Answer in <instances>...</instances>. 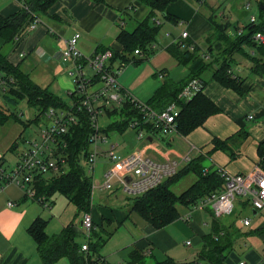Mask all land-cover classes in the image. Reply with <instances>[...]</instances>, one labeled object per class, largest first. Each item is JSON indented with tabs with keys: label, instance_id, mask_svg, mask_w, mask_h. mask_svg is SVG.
I'll use <instances>...</instances> for the list:
<instances>
[{
	"label": "crops",
	"instance_id": "1",
	"mask_svg": "<svg viewBox=\"0 0 264 264\" xmlns=\"http://www.w3.org/2000/svg\"><path fill=\"white\" fill-rule=\"evenodd\" d=\"M220 1L170 2L165 11L175 16L177 23L168 22L172 28L166 29L164 37L156 39L152 52L148 56L134 52L133 61L117 75V81L124 89L159 110L174 101L167 102L184 81L191 79L192 73L199 72L197 78L203 84L201 99L206 106H214V111L198 125L176 126V131L169 134L146 133L148 124L143 126L142 137H138L129 125L122 131H105L107 141L100 143L99 155L106 161L97 163L101 167V179V172L109 163L105 150L113 143L116 153L121 156L140 151L157 162L175 160L176 172L189 162L199 160L203 172L221 167L229 173L245 174L254 184L261 181L260 172L264 173V165L260 163L264 153L261 152L264 145V74L253 71L251 61L240 52H234L229 71L240 77V91L213 77L216 64L207 62L214 60L216 55L221 56L224 45V41L217 38L215 24L228 23L224 31L233 38L244 32L245 25L250 22L248 18L245 23L249 14L248 8L243 7L246 0L240 3L242 11L234 9L239 0H230L229 10L217 11V14L216 6ZM24 8V0H0V17ZM149 13L150 7L138 0H55L46 10L36 12L33 18L37 19L35 27H29L32 20L13 39L5 40L0 34V54L26 79L68 103L73 89L69 73L73 62L59 55L65 40L78 32L76 46L86 55L100 47L121 50L117 41L120 31H132ZM160 17V12L155 11L152 18L160 22ZM174 27L180 28L176 34L173 33ZM183 29L188 33L185 38L198 46L191 57H176L166 49L168 44L176 41L181 42V50L185 48L183 38H180ZM177 105L180 108V104ZM0 111L5 114L14 112L2 106ZM43 118L45 116H38L37 111L25 123L34 124V136L38 135ZM111 131L118 134L108 139ZM12 147L14 145L8 148L13 151ZM0 155L9 163L17 156L11 160L3 152ZM43 175L53 176L50 173ZM197 179L195 172H187L172 182L170 189L179 195ZM179 181H183L181 188L175 191L172 186ZM94 190L100 199L97 204L91 201ZM56 194L67 200H61ZM136 195L117 187L112 190L90 189L88 211L94 225L90 241L95 243L96 250L90 249L85 255L96 260V264H186L192 259L204 264H238L240 260L246 264H259L264 259V217L246 196H236L232 212L219 215L211 207L199 205L203 197L187 204L177 203L176 218L162 227H154L132 208ZM8 201L13 203L8 205ZM62 204L64 208L60 209ZM82 212L63 193L27 196L15 184L0 182V264H72L65 251L54 260L44 262L29 227L34 220H43L48 241L62 240L65 230L72 227L73 236H67L64 242L67 241L68 246L71 242L81 245L84 243ZM245 217L250 219L247 225L242 222ZM241 238H246V249L238 255L233 246ZM108 245L111 249H107ZM67 249L66 246L64 250ZM78 252L81 254L80 250Z\"/></svg>",
	"mask_w": 264,
	"mask_h": 264
},
{
	"label": "trees",
	"instance_id": "2",
	"mask_svg": "<svg viewBox=\"0 0 264 264\" xmlns=\"http://www.w3.org/2000/svg\"><path fill=\"white\" fill-rule=\"evenodd\" d=\"M55 0H24L25 8L17 13L7 17H0V34L5 40L13 39L14 36L27 24H29L37 11H44ZM150 7V13L142 21L138 22L132 31L121 30L117 35V41L121 44V50L100 47L98 50L110 49L112 52L111 61H123L125 64L133 61L134 50L138 49L140 53L147 56L152 52V44L156 41L157 35L162 26V22L156 23L154 17L155 11H159L161 19L176 24L177 18L165 11L166 6L174 0H138ZM258 18L250 21L244 27L245 31L232 37L225 34L228 23H216L215 33L219 40L224 41L222 54L214 56V60L207 62L211 64L215 62L212 71L213 77L234 89H239L240 77L232 75L230 70L231 58L234 52H240L244 57L252 63V70L264 74V42H260L254 38L255 33L264 34V0L258 2ZM186 45L183 50L179 48L180 41L172 42L166 46V49L176 57L193 56L198 49L196 44L193 45V51L188 48L192 43L189 38L183 39ZM211 45L209 46V48ZM251 49V50H249ZM145 57V56H144ZM208 64H204L208 65ZM0 73L6 79L7 90L1 92L6 101L17 102L18 99L25 98L27 102L38 108V114H43L49 107L63 108L67 103L62 98L53 95L46 88L34 84L30 79H26L23 74L9 63L3 55L0 54ZM199 72L192 73L191 77H198ZM12 80V82L10 81ZM187 81V80H186ZM184 81L178 91L174 92L167 100H174L180 104V111L176 117V126H192L198 125L206 117L208 113L214 111V106H206L201 99V91L195 93L191 99L182 101L178 98ZM71 99H76L73 93L70 94ZM104 114L108 118H112L104 127V131L118 130L122 131L129 124L132 116L140 118L139 112L129 103L124 102L120 107L106 108ZM11 116H18L14 112L8 114L0 111V123ZM17 118V117H16ZM37 119V118H36ZM90 133L88 116L85 111L79 113L77 124L69 127V130L63 135V139L67 144L65 152L67 153V170L53 176L46 177L43 174L34 176L35 195L48 196L54 192H60L69 197L76 208L80 211H88L90 204V186L91 179L85 174L81 163L87 148L89 146L88 136ZM264 152V145L262 148ZM261 153V154H262ZM260 163L264 165V153ZM193 171L197 174L198 179L194 184L188 187L181 194L177 195L170 189V184L178 179L181 175ZM223 186V178L215 170L203 172L199 160L191 161L183 168L179 169L172 176L167 177L163 182L153 188L134 196L132 208L135 209L148 223L154 227H162L172 221L177 216V203L194 202L198 197H204L213 191L219 190ZM45 222L36 219L29 227V232L37 241L39 252L44 262L54 260L62 252H66L72 264H96V260H92L86 252L82 251L81 245L73 242H64L68 237L73 236L72 227L65 230V237L62 240L55 239L48 241L44 231ZM67 250H64L65 247ZM91 247V248H90ZM89 250H96L95 243H88ZM81 251V254L78 251Z\"/></svg>",
	"mask_w": 264,
	"mask_h": 264
},
{
	"label": "built area",
	"instance_id": "3",
	"mask_svg": "<svg viewBox=\"0 0 264 264\" xmlns=\"http://www.w3.org/2000/svg\"><path fill=\"white\" fill-rule=\"evenodd\" d=\"M249 8V2L244 5ZM255 17L250 16V21ZM35 18L30 28L35 27ZM156 23H159L156 20ZM188 33L182 30L180 38H185ZM79 33L75 32L67 38L64 46L59 50L60 57L71 59L73 68L69 71L73 89L70 92L76 96L71 99L66 107H49L44 116L46 122L39 126L38 135L26 139V147L22 149L15 160L9 163L0 155V182L8 183L20 187L27 196H33L35 188L33 186L36 174H57L67 170V144L63 135L69 127L77 124L79 113L85 111L88 116L90 133L88 136L89 146L81 163L86 175L91 179V190L99 188L101 190H112L117 187L129 194H141L146 190L155 187L163 182L167 176L173 175L177 170L175 160H165L157 162L145 156L142 152H132L121 156L116 153L115 145L108 144L105 150L109 163L101 172V181L92 179L99 155L100 143L107 141V132L99 123L100 115H105L106 108L120 107L124 102L131 104L140 114V118L132 116L129 126L134 128L138 137L144 135L143 126L148 124L146 133L169 134L176 131V117L180 111L175 101H171L163 108L157 110L144 101L139 100L128 90L124 89L117 81V75L126 65L123 61H111L112 52L110 49L94 51L88 55L83 54L76 46ZM254 38L264 42V34L255 33ZM193 44L188 48L192 49ZM135 53H140L138 49ZM90 70L88 73L87 70ZM92 72V73H91ZM12 82V80L10 79ZM203 87L202 81L197 77H192L181 88L178 96L187 101L200 92ZM7 90L6 79L0 74V92ZM106 116V115H105ZM112 118H109V121ZM223 178V186L204 196L200 206H209L216 215L231 213L236 195H244L250 204L259 210L264 217V173L260 172L261 181L252 183L245 174L229 173L217 167L214 169ZM13 202L8 201V205ZM243 224H249L250 219H242ZM81 227L85 234V241L81 244V250L88 252V243L91 239L93 220L89 211H83L81 215ZM189 240L186 241L188 243ZM186 264H204L192 259ZM238 264H246L240 260ZM259 264H264L261 259Z\"/></svg>",
	"mask_w": 264,
	"mask_h": 264
},
{
	"label": "rangeland",
	"instance_id": "4",
	"mask_svg": "<svg viewBox=\"0 0 264 264\" xmlns=\"http://www.w3.org/2000/svg\"><path fill=\"white\" fill-rule=\"evenodd\" d=\"M242 1L243 0L237 1V3H235V5H234V9H236L237 11H240L241 7H242L240 3ZM247 1L249 2L250 7L247 9L249 14H248V17H247V20L245 21V23H247L249 21L248 18H250L251 15H253L256 18V20L258 18L257 0H246L243 3V7ZM229 2H231V1L230 0L220 1L219 4L216 6V12L215 13H217V11H223V10L225 12H227L229 10V8H227V5H229ZM221 21H222V19H221ZM161 22H162V26H161L159 34L157 36V40L160 37L165 36V31L167 28H172V26L167 21L162 20ZM173 29H174V32L173 31L172 32L176 34L177 32H179L178 30L180 28L174 27ZM183 39H185V38H183ZM87 71H88V73H90L89 69ZM0 106H2V108H9V110H13L14 113L18 115V116H16L17 118L14 116H11L4 123H0V153L1 152L5 153L6 157H9L12 160L15 158V156L17 155L18 152H20L22 149H24L26 147V139H29L30 137L35 135V134H33L35 132V129H36L34 124L30 123V124L26 125L25 123H27L28 120L30 118H32L37 113L38 110H37V107L30 105L26 99H18L17 102H15V103L11 102V101H6L5 98L1 95V93H0ZM38 116L42 117V116H44V113L38 114ZM108 121H109L108 117H106L103 114L100 115L99 123L102 127H104ZM42 122H46L45 118L42 119ZM23 124H25V125H23ZM113 134H118V132H116V131L109 132V138L108 139H112ZM166 137H168V136H166ZM12 145H14V147H12L13 151H11V149L8 148L9 146H12ZM121 149H122V146L119 147L120 151H121ZM105 161L106 160H104L102 158V155H99L97 157V162H96L95 170H94L93 177H92L93 180L94 179L101 180V178H100L101 167L99 165H97V163L102 164ZM182 182L183 181H179L178 184L175 186H172V188L175 189V191H179V189L181 188L180 185H182L180 183H182ZM183 185H184V183H183ZM94 189H97V188H94ZM95 192H96V190H94V192H93V194H94L93 200L94 201L93 200H91V201L92 202L96 201L95 203L97 204V203H99L100 199H99V195H95ZM34 195H35V193H34ZM56 195L61 200H64V199L67 200L66 197H63V195H59V194H56ZM236 196L240 197L239 195H236ZM65 202H67V201H65ZM61 208H64L63 204L60 206V209ZM49 231L52 233V230H49ZM92 231H93V229H92ZM92 231H91V233H92ZM83 236H84V241H85L84 232H83ZM244 241H246V238H241L239 241H237L234 244L233 251L235 252V254L241 255L242 252L246 249ZM247 244H248V241H247ZM107 249H111L110 245H108Z\"/></svg>",
	"mask_w": 264,
	"mask_h": 264
}]
</instances>
